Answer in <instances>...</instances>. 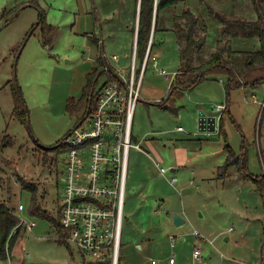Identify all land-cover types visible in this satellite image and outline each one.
Listing matches in <instances>:
<instances>
[{
  "label": "rangeland",
  "instance_id": "374dc122",
  "mask_svg": "<svg viewBox=\"0 0 264 264\" xmlns=\"http://www.w3.org/2000/svg\"><path fill=\"white\" fill-rule=\"evenodd\" d=\"M106 1L110 0H0V200L15 208L21 220L37 223L32 231L21 230L14 257L17 264H113L111 258L103 263L83 255L60 239L59 227L49 219L33 216L32 194L21 185L35 184L43 207L58 220L67 161L64 138L77 129L86 108L82 106L73 115L68 102L71 98L78 102L84 95L87 75L100 64V46L104 44L112 68L126 80L131 77L137 0L132 1L131 32L123 26L126 32L121 33L117 30L123 22H112L114 15L106 13ZM184 9L194 11L208 26V50L218 43L221 29L210 9L250 20L256 16L252 0H179L160 13L161 30L153 40L160 66L150 61L141 82L132 136L134 144V135L142 138L148 134L155 148L143 145L142 149L134 146L130 150L117 264H261L264 198L256 182L244 179L232 160L225 163L228 151L224 149L230 144L237 156L245 154L248 171L264 177V83L257 89L233 90L228 96L221 79L211 80L180 92L170 104L172 109L157 105L169 95L170 79L179 69V42L171 28L175 15ZM41 13L56 31L49 47L43 45L48 36L43 34L42 25L33 33ZM232 41L239 51H256L260 46L256 38ZM116 54L119 60L115 61L112 56ZM142 62L138 57L137 73ZM163 68L171 78L159 74ZM107 80L103 73L96 89ZM19 92L27 109L24 123L14 114ZM219 104L230 105V112L224 114L222 122L224 112L216 115L215 131H200V112L212 114ZM76 107L81 108L80 103ZM89 124L87 119L81 127ZM181 126L185 130L178 132ZM5 136L9 146L3 148ZM63 140L61 148L46 149ZM183 140L195 144L190 149L193 158L188 168L174 173V186L163 178L156 164L166 168L165 176L171 178L172 142ZM21 204L24 210H18ZM173 213L184 216L186 222L176 227ZM199 248L203 253L196 261L194 251Z\"/></svg>",
  "mask_w": 264,
  "mask_h": 264
},
{
  "label": "built area",
  "instance_id": "2783aa9c",
  "mask_svg": "<svg viewBox=\"0 0 264 264\" xmlns=\"http://www.w3.org/2000/svg\"><path fill=\"white\" fill-rule=\"evenodd\" d=\"M137 41L138 32L131 58L130 79L126 80L120 75L121 79L117 82L107 80L97 90L96 108L87 117L89 126L81 127L83 121L65 138L67 161L60 199L61 226L65 238L83 255L95 261L111 258L113 264H117L121 250L130 150L134 146L142 149L140 143L133 144L132 141L135 105L150 61L158 65L150 39L137 73ZM103 56L106 57L105 53ZM112 59L119 60V56L113 55ZM160 73L169 75L166 70ZM177 74L174 73L175 77ZM175 77L172 76V79ZM217 110L222 114L227 106L219 105ZM178 130H183V127ZM156 165L162 174L166 173V168L158 163ZM24 209L22 204L19 205V210ZM20 226L32 231L37 223L21 220ZM202 253L201 248L195 249L194 260L200 261ZM8 262H12L10 257Z\"/></svg>",
  "mask_w": 264,
  "mask_h": 264
},
{
  "label": "trees",
  "instance_id": "16d2710c",
  "mask_svg": "<svg viewBox=\"0 0 264 264\" xmlns=\"http://www.w3.org/2000/svg\"><path fill=\"white\" fill-rule=\"evenodd\" d=\"M178 1L179 0H141L137 43L138 57L141 58L142 61L144 60L143 58L150 44L154 19H157L155 24L156 34L159 31L158 19L160 13L164 9L176 6ZM252 4L256 13L255 20H250L242 16L239 17L233 13L222 14L210 9L221 26L218 43L214 48H210V50H208L207 47L208 26L201 17L189 9H184L182 14L175 15L173 27L177 40L180 42L179 56L181 58V64L177 76L171 83L169 95L157 105H160L164 110L172 109L170 104L175 97L180 95V92L193 90L199 84L211 81V79L225 78V88L228 96L231 95L233 90L242 87L257 89L260 84L264 83V0H252ZM41 14L40 21L33 27V33L39 25H42L43 34L48 36V38L45 37L43 45L49 47L48 45L53 42L56 31L54 27L46 22L45 14ZM241 37H257L260 46L256 51H239L234 49L232 40ZM93 40L98 46L100 45L98 44L97 38ZM206 49L207 51H205ZM103 54V47L100 46V57L98 58L100 64L92 72L88 73V83L84 90V95L78 102H74V98H71L68 102V111L73 115H75V110L79 111L82 109V106L86 107L83 116L78 120V125L85 121L96 108L98 96L96 83L101 75L103 73L108 75V82H117L121 79L120 75L112 68L109 60H107ZM79 103L81 108L76 107ZM14 109L15 116L23 123L27 122V109L25 108V102L20 92L15 97ZM223 116L224 115L220 118L221 122L224 120ZM69 135L70 134L66 137ZM7 138L8 136H5L3 139V148L9 146V142L6 140ZM64 140L58 143L56 147L46 149L55 151L56 148L59 149L63 146ZM226 149L229 150L230 153L226 164H229L232 160V162L239 167L238 171L243 174L244 179L250 178L256 182L258 191L264 198V177H256L247 170V156L245 154L237 156L229 144L226 146ZM233 157L237 160H233ZM21 185L24 190L27 189L32 194L33 209L31 210V214L33 216L49 219L55 227H59L60 239L70 245L69 241L65 238V233L61 226L62 206L60 200L58 209L59 218L55 220L51 212H48L43 207L40 201L41 199L38 197V187H36L35 184L27 182H22ZM20 221L21 218H19L16 209L11 207L6 201L0 200V264L3 261L8 262L9 257L11 259L14 258V248L19 241L21 236L20 233L23 228V226H20ZM106 259L105 261L109 260V258ZM261 259H264V255H262ZM105 261L101 262L104 263ZM109 263L110 262H107V264Z\"/></svg>",
  "mask_w": 264,
  "mask_h": 264
},
{
  "label": "crops",
  "instance_id": "0c3cea01",
  "mask_svg": "<svg viewBox=\"0 0 264 264\" xmlns=\"http://www.w3.org/2000/svg\"><path fill=\"white\" fill-rule=\"evenodd\" d=\"M132 1L133 0H110V1H106L107 2V5H108V10H107V14H113L114 16V18H113V21L112 22H114L115 20H117V21H121V22H123V25H122V27L120 26L119 27V30H117V32L118 33H121V32H126L125 31V28H123V26H125L127 29V31H130L131 32V29L132 28H129L130 26H131V23H132V21H130L131 20V16H132V10H131V8H132V6H133V3H132ZM136 0H134V2H135ZM124 2H127V4H125ZM139 2H140V0H137V7L136 8H134V10H135V13H136V15H138V23H139V14H140V12H139ZM110 3H111V5L112 6H110ZM115 3H117V5L115 6ZM116 15H117V17H116ZM116 17V18H115ZM156 17H157V15H156ZM252 18H253V20H255L256 19V16L254 15V16H252ZM156 18L154 19V22H153V31H152V34H151V43H152V52H153V54H155L156 55V58H157V61H158V64H159V66H160V54L157 52V51H154V38H155V36H156V34H155V24H156ZM106 21H110L109 19H108V17H106ZM159 22H160V19H158V26H159ZM116 23V22H115ZM125 23V24H124ZM110 24V23H109ZM112 25V24H111ZM137 28V30H136V32H138V30H139V28H138V26L136 27ZM100 29H103L102 31H104V28H101L100 27ZM111 29V28H110ZM174 27L172 26V28H171V31L173 32L174 30ZM158 30H161V29H158ZM101 31V30H100ZM134 31H135V29H134ZM132 34H133V32H132ZM134 35V34H133ZM137 35V34H136ZM207 37H208V35H207ZM256 39H257V37H256ZM234 40V39H233ZM258 40V39H257ZM103 42V41H102ZM178 42V41H177ZM103 44H104V42H103ZM156 45V44H155ZM104 46H105V44L103 45V50H104ZM216 46V45H215ZM214 46V47H215ZM179 51H180V42H179ZM180 54V53H179ZM179 58H180V56H179ZM152 61V60H151ZM110 62V61H109ZM180 64H181V58H180ZM180 66V65H179ZM164 70H166V69H162L161 71H164ZM179 70V69H178ZM161 71H158L159 72V74L160 75H163V74H161L160 72ZM168 73V72H167ZM176 73H178V72H176ZM169 74V73H168ZM165 76H167L168 78H171V76L170 75H172V74H169V75H166V74H164ZM163 75V76H164ZM174 75V74H173ZM219 79H221L220 80V83H222V84H224L225 85V82H226V80H225V78H219ZM219 79H211L212 81L213 80H215V81H217V80H219ZM173 81H171V79H170V85H171V83H172ZM207 82V81H206ZM169 87V86H168ZM244 88V87H243ZM150 104V103H149ZM230 104V103H229ZM203 105V104H202ZM219 105H221V104H219ZM227 106V110H226V112H230L229 111V109H230V105H226ZM198 109H201V105H200V107L198 108ZM213 110H214V112H212V114L211 113H207V112H205L204 111V114L206 115V116H212V115H214L215 117H216V115H219L220 116V113H219V111L217 110V107H215V108H213ZM203 111V110H202ZM225 112V113H226ZM223 115H224V113H223ZM200 116V115H199ZM222 117V116H221ZM199 120V119H198ZM200 121V120H199ZM182 127V126H181ZM180 127H178L177 128V131L178 132H181V131H183V130H185L184 128H183V130H181V131H179L178 129H179ZM217 129H218V125H217ZM154 133H161V131H153ZM148 135V134H147ZM147 135H145V136H143L142 138L141 137H138V135H134V137H135V141L136 142H138V143H140V145H141V147L143 146V145H145V146H147V147H151V149H153V148H155L154 147V139H149V137L147 136ZM227 142V141H226ZM173 143V146L171 147V149H172V152L174 153V155H172V165L170 166L171 167V171L173 172V175H172V177L171 178H168V176H165V174H162L163 175V178H167V180H169V183H172L174 186L176 185V180L175 181H173V179L174 178H176L177 179V177L175 176V174L174 173H177L180 169H182V168H184V167H187L188 168V166L190 165V162H191V160H192V158H193V156H191V152H190V149H192V145H195L194 143H189V142H186V141H178V142H172ZM228 144H226V146H227ZM230 145V144H229ZM226 146H225V149L224 150H227L226 149ZM164 147H166V144L164 145ZM143 148V147H142ZM148 149V148H147ZM188 149H189V151H188ZM232 149V148H231ZM154 150V149H153ZM228 151V153H226L227 155H226V160H225V163H226V161L228 160V157H229V150H227ZM196 152V151H195ZM235 152V151H234ZM197 154L199 155V152H197L196 153V156H197ZM235 154L236 155H238L236 152H235ZM157 155H158V158L161 160V162H163L164 161V158L161 156V155H159L158 153H157ZM192 155H194V154H192ZM155 162H157V161H155ZM159 163H160V161H159ZM224 163V164H225ZM223 164V165H224ZM222 165V166H223ZM160 166H161V164H160ZM221 166V167H222ZM220 167V168H221ZM164 168V167H163ZM238 169L239 168H236V171H238ZM234 170H235V167H234ZM248 170V169H247ZM167 172V171H166ZM196 233V232H195ZM200 235V234H199ZM17 247H18V243L16 244V246H15V248H14V252H13V256L15 257L16 256V254H17ZM14 261H15V259L13 258L12 259V262H11V264H17V261H15V263H14Z\"/></svg>",
  "mask_w": 264,
  "mask_h": 264
},
{
  "label": "water",
  "instance_id": "95a60500",
  "mask_svg": "<svg viewBox=\"0 0 264 264\" xmlns=\"http://www.w3.org/2000/svg\"><path fill=\"white\" fill-rule=\"evenodd\" d=\"M140 3H141V0L139 2V6H140ZM199 120H200L199 121L200 131L212 132L217 129V119L214 115L206 116L203 112H200ZM77 127H79V125ZM185 222H186V218L184 216L178 213H173V223L176 227L182 226L183 223Z\"/></svg>",
  "mask_w": 264,
  "mask_h": 264
}]
</instances>
